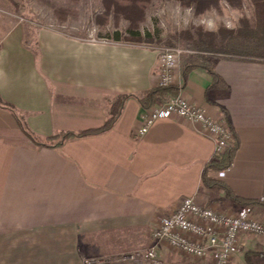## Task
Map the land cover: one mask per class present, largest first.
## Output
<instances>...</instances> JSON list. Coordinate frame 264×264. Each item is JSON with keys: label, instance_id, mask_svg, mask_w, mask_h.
Returning <instances> with one entry per match:
<instances>
[{"label": "crops", "instance_id": "obj_1", "mask_svg": "<svg viewBox=\"0 0 264 264\" xmlns=\"http://www.w3.org/2000/svg\"><path fill=\"white\" fill-rule=\"evenodd\" d=\"M157 57L140 42L50 26L0 34V264H84L145 249L158 217L186 196L222 213L245 208L264 224V61L210 54L178 65L183 94L229 123L231 163L224 177L210 173L228 194L201 180L214 140L199 125L171 116L135 134ZM118 94L128 97L108 130L47 139L102 125ZM158 254L162 264H212L166 243ZM228 264H264V239L243 234Z\"/></svg>", "mask_w": 264, "mask_h": 264}, {"label": "built area", "instance_id": "obj_2", "mask_svg": "<svg viewBox=\"0 0 264 264\" xmlns=\"http://www.w3.org/2000/svg\"><path fill=\"white\" fill-rule=\"evenodd\" d=\"M90 41H105L89 32ZM202 51L187 46L172 45L158 48L157 64L152 71V87L178 86L175 95L155 99L144 108L136 135H143L160 118L178 116L199 125L214 140V154L219 155L231 146L233 138L225 117H212L201 104L189 100L182 92L178 65L182 57ZM225 169L216 172L224 177ZM243 234L264 239V224L250 216L247 209L222 213L199 203L195 197L181 198L168 212L162 213L152 229V243L145 249L129 253L90 258L84 264H162L158 254L160 244L166 243L194 257L209 256L212 264H228L232 252Z\"/></svg>", "mask_w": 264, "mask_h": 264}, {"label": "rangeland", "instance_id": "obj_3", "mask_svg": "<svg viewBox=\"0 0 264 264\" xmlns=\"http://www.w3.org/2000/svg\"><path fill=\"white\" fill-rule=\"evenodd\" d=\"M100 14H103L101 0H0V34L12 25H30L50 26L79 37H86L92 32L107 39L111 37L105 35L113 30L126 37L123 35L128 27L125 18L121 16L114 20L110 15L107 22L99 24L97 19ZM245 21L249 26L257 27L251 0H241L237 6L219 0L217 6H211L200 14H195L193 7L182 6L176 0H153L139 24L141 33L149 32L152 37L149 41L136 42L156 48L180 45L197 50L192 46V39H202L207 43L211 40L207 33H213L212 42L216 45L220 28L232 29L237 33L244 27ZM186 30L191 33L192 39L182 35L177 37L178 33ZM209 55L208 51H202L190 57L198 60Z\"/></svg>", "mask_w": 264, "mask_h": 264}, {"label": "trees", "instance_id": "obj_4", "mask_svg": "<svg viewBox=\"0 0 264 264\" xmlns=\"http://www.w3.org/2000/svg\"><path fill=\"white\" fill-rule=\"evenodd\" d=\"M153 0H101L103 5V14L98 16V23L107 22L109 16L112 15L114 20H118L119 17H123L128 21V27L126 28V37L121 36V33L117 30H113L111 34L105 35L115 40H129V41H149L152 37L149 32L141 33L139 24L145 17V10ZM182 6L193 7L195 14H200L211 6H217L219 0H176ZM231 6H237L241 3V0H225ZM254 7L255 20L258 21L257 27L249 26L245 21L244 27L234 33L232 29L220 28L217 36L219 41L216 45L213 44V33H207V36L211 38L210 41L204 43L202 39H192V35L189 31H182L177 34L187 39H192V46L197 50L208 51L210 54H220L227 58L236 59H257L264 61V0H251ZM176 37V38H177ZM168 45H172L169 43ZM213 78L215 76L212 74ZM167 92H173L172 95L177 93V89L174 87H152L145 91L141 97H139L140 103L144 107L150 105L157 98H166ZM128 97L127 94H118L111 102L108 116L102 125L84 129L77 132H61L53 134L47 139H57V143H61L63 139L68 136H85L88 134H96L108 130L116 121L120 114V110L124 100ZM0 104H3L0 100ZM234 152V144L219 155H213L212 158L204 164V168L201 174L202 182L207 186L217 185L227 190L228 194H231L227 187L218 179L210 175L211 172H217L223 170L231 163ZM233 196V195H232ZM234 199L244 202L246 204L255 203V200H242L233 196Z\"/></svg>", "mask_w": 264, "mask_h": 264}]
</instances>
